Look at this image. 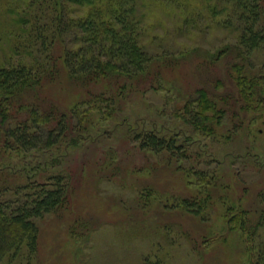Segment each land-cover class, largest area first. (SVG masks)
<instances>
[{"label":"rangeland","instance_id":"374dc122","mask_svg":"<svg viewBox=\"0 0 264 264\" xmlns=\"http://www.w3.org/2000/svg\"><path fill=\"white\" fill-rule=\"evenodd\" d=\"M184 7L198 14L185 20L184 11L176 5L140 8V14L146 13L141 20V43L153 56V72L145 82L136 84L140 87H125L117 120L127 116L129 122L145 119L156 126L187 131L172 118V111L194 97L197 89L205 88L213 95L234 94L230 72L243 60L234 50L215 58L220 48L233 45L235 34L218 26L215 17L204 10L202 0H189ZM6 8L3 5L0 10V64L29 60L30 56L14 53L12 18ZM263 58L252 54L249 74L260 71ZM63 73L61 69L59 76L45 81L40 92L45 102L42 109L48 110L53 103L67 109L85 99L88 92L102 91L99 83L85 92L87 88L69 81ZM256 110L244 118L243 127L227 121L217 138H203L199 148L192 146L193 151L202 153L199 167L209 166L221 184L214 188L215 200L203 219L171 207L177 197H189L198 189L195 179L190 178L194 185L187 184L178 168L191 162L175 163L165 154L139 149L125 132V125L120 123L114 129L117 120H98L105 132L100 131V137L91 142L85 139L77 146L59 145L18 155L11 152L7 162L11 167H26L39 180L43 172L61 171L71 182L67 206L37 220L39 245L32 264H143L146 256H155L165 264H249L244 238L237 231L228 232L222 199L242 202L252 226L260 221L259 209L264 208L259 199L264 192V110ZM247 150L256 158L243 163L238 155ZM263 234L264 222L256 230L253 245L257 246ZM26 262L18 259L13 264Z\"/></svg>","mask_w":264,"mask_h":264},{"label":"trees","instance_id":"16d2710c","mask_svg":"<svg viewBox=\"0 0 264 264\" xmlns=\"http://www.w3.org/2000/svg\"><path fill=\"white\" fill-rule=\"evenodd\" d=\"M188 1L0 0V10L7 5L12 18L14 53L30 56L26 61L21 58L0 64V264H13L18 259L32 264L39 245L37 220L66 207L71 192L69 175L61 171L46 175V171L39 180L26 167H11L7 163L11 160L10 153L18 155L59 145L67 148L85 139L97 140L105 132L98 120H117L125 87H140L136 84L145 82L153 72V56L141 43V20L146 13L140 14V8L147 4L167 8L176 5L188 20L198 14L184 7ZM202 3L220 28L236 36L233 45L220 48L215 58L234 50L243 60L241 66L234 65L230 72L234 94L213 95L205 88L197 89L194 97H188L172 111V118L178 119L187 131L156 126L145 119L129 122L127 116L119 118L114 127L125 125V132L141 150L165 154L175 163L191 162L188 167L179 164L178 168L187 177V184L194 185L190 178L195 179L198 189L189 197H177L171 207L200 219L215 200L214 188L221 184L209 166L199 167L202 153L193 151L192 146L199 148L203 138H217L227 121L235 126L238 123L241 128L247 115L256 109L264 110V58L259 64L260 71L248 73L252 70L248 66L252 54L264 57V0H202ZM61 69L66 79L87 88L85 92L99 83L102 91L88 92L85 99L67 109L53 101L48 110L42 109L41 103L45 102L40 92L45 81L59 76ZM122 78L126 81L123 84ZM195 135L201 138L195 139ZM238 156L243 163L256 158L249 150ZM259 199L264 201V192ZM222 201L228 232L237 231L244 238L249 264H264V234L257 246L253 245L256 230L264 222V208L259 209L260 221L252 226L249 210L242 202ZM143 264L165 263L155 256H146Z\"/></svg>","mask_w":264,"mask_h":264}]
</instances>
